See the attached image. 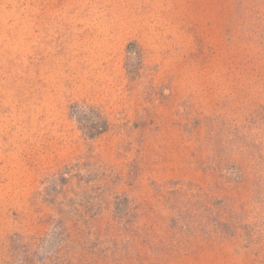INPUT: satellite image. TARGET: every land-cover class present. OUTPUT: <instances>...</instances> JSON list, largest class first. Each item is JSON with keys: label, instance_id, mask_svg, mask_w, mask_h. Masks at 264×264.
I'll use <instances>...</instances> for the list:
<instances>
[{"label": "rangeland", "instance_id": "1", "mask_svg": "<svg viewBox=\"0 0 264 264\" xmlns=\"http://www.w3.org/2000/svg\"><path fill=\"white\" fill-rule=\"evenodd\" d=\"M0 264H264V0H0Z\"/></svg>", "mask_w": 264, "mask_h": 264}, {"label": "trees", "instance_id": "2", "mask_svg": "<svg viewBox=\"0 0 264 264\" xmlns=\"http://www.w3.org/2000/svg\"><path fill=\"white\" fill-rule=\"evenodd\" d=\"M133 46L134 44H130L127 47L128 55L131 54ZM69 116L88 139H97L109 130V122L104 113L98 107L89 105L86 102L74 103L69 106Z\"/></svg>", "mask_w": 264, "mask_h": 264}]
</instances>
